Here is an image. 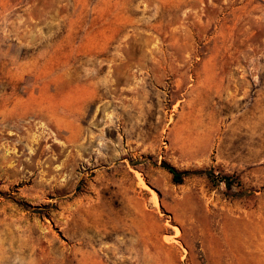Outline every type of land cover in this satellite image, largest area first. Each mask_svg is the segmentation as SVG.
Instances as JSON below:
<instances>
[{"label":"rangeland","instance_id":"rangeland-1","mask_svg":"<svg viewBox=\"0 0 264 264\" xmlns=\"http://www.w3.org/2000/svg\"><path fill=\"white\" fill-rule=\"evenodd\" d=\"M0 264H264V0H0Z\"/></svg>","mask_w":264,"mask_h":264},{"label":"trees","instance_id":"trees-1","mask_svg":"<svg viewBox=\"0 0 264 264\" xmlns=\"http://www.w3.org/2000/svg\"><path fill=\"white\" fill-rule=\"evenodd\" d=\"M161 166L170 173L172 182L175 184L182 183L184 178L189 175H204L213 184L223 182L227 189H230L233 185L241 186L238 177L226 173L215 174L212 168L207 170H180L164 161L161 163Z\"/></svg>","mask_w":264,"mask_h":264}]
</instances>
